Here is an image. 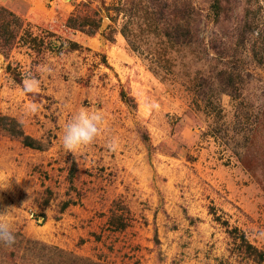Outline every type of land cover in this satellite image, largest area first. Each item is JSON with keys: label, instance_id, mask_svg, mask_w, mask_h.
I'll return each instance as SVG.
<instances>
[{"label": "rangeland", "instance_id": "rangeland-1", "mask_svg": "<svg viewBox=\"0 0 264 264\" xmlns=\"http://www.w3.org/2000/svg\"><path fill=\"white\" fill-rule=\"evenodd\" d=\"M118 1L92 3L110 21L107 37H91L65 26L86 0H0L30 23L10 58L0 57V113L45 146L0 135V212L8 209L14 232L100 264H264L242 240L264 253V69L235 45L238 58L224 63L241 95L201 100L193 81L212 68L187 69L178 54L174 73L156 75L121 34ZM193 1L208 42L238 44L245 31L249 39L232 31L245 29L247 9L256 33L264 29V0H221L219 24L208 16L212 0ZM71 40L83 48L66 51ZM27 72L40 81L34 95L16 82ZM81 109L103 117L102 134L73 155L63 128Z\"/></svg>", "mask_w": 264, "mask_h": 264}, {"label": "trees", "instance_id": "trees-1", "mask_svg": "<svg viewBox=\"0 0 264 264\" xmlns=\"http://www.w3.org/2000/svg\"><path fill=\"white\" fill-rule=\"evenodd\" d=\"M97 0H86L83 7L84 11H78L68 17L66 28L71 31L81 32L88 36H95L103 30L105 20L100 11L92 7V3ZM105 5V0H100ZM209 7V15L218 24L222 18V1L212 0ZM117 16L124 17V24L121 28V34L125 37L130 47L142 56H150V69L159 76L162 72L172 74L180 66L178 54L182 56L183 66L191 69L194 63L201 64L199 67L210 69L209 74H202L200 68L198 78H195L193 84L201 82L203 89L199 91L201 100L217 98L223 94L232 97L240 96V88H236L235 80L237 77L236 70L225 67L224 60L237 59L236 47L241 49L245 55L252 57L264 69V29H260L257 34L255 30L257 23L251 16L252 9H247L244 16L245 29L236 26L232 29L233 37L239 35V32L247 30L248 37L242 33L248 40L235 44H221L218 39L207 41L201 36L200 29L203 24V11L194 3L193 0H119L113 7ZM108 12L112 9L106 8ZM29 22L24 18L0 4V57L9 59L13 51L20 46ZM241 28V29H240ZM29 32V31H28ZM32 38L38 40L33 33H29ZM257 35V36H256ZM66 49L68 52H74L83 48L77 42L69 41ZM54 45V43H52ZM62 47L64 43L61 44ZM188 60V61H187ZM199 61V62H198ZM224 63V66L221 65ZM107 64V63H106ZM186 69V70H187ZM190 71V70H189ZM191 72V71H190ZM16 82L21 86L23 81L22 75H16ZM209 83L208 89L204 86L205 82ZM32 95V94H29ZM125 102H129L130 97L123 90L121 92ZM131 100L133 101L132 97ZM0 135H7L11 138L20 140L26 147L32 149L44 150V144L28 135L24 125L15 117L0 113ZM73 182L74 173L70 175ZM75 201H67L63 207L64 211ZM16 243L12 247H5L0 244V264H100L89 258L79 257L70 252L64 251L59 247L49 246L41 241L26 237L21 231L14 232ZM157 243L159 242L158 235ZM244 245L248 249L254 250L260 261L264 260V253L247 240L246 236L242 237Z\"/></svg>", "mask_w": 264, "mask_h": 264}, {"label": "clouds", "instance_id": "clouds-1", "mask_svg": "<svg viewBox=\"0 0 264 264\" xmlns=\"http://www.w3.org/2000/svg\"><path fill=\"white\" fill-rule=\"evenodd\" d=\"M41 71L50 73L52 70L44 66ZM21 87L25 94L34 95L40 90V81L35 76L30 75L23 79ZM27 110L34 114L39 110V106L33 103L27 106ZM102 122L103 117L98 112H89L87 109H81L63 128L62 146L64 150L75 155L83 148L93 145L102 134ZM108 147L115 150L117 147L115 138L108 142ZM7 214L8 209L0 212V244L10 248L16 243V236L12 226L4 219Z\"/></svg>", "mask_w": 264, "mask_h": 264}, {"label": "crops", "instance_id": "crops-1", "mask_svg": "<svg viewBox=\"0 0 264 264\" xmlns=\"http://www.w3.org/2000/svg\"><path fill=\"white\" fill-rule=\"evenodd\" d=\"M75 32V31H74ZM71 41H73V42H76V41H74V40H71ZM78 43V42H77ZM71 53V52H70ZM25 72V71H24ZM28 73V72H27ZM27 73H24V75H27ZM28 75L30 76V72L28 73Z\"/></svg>", "mask_w": 264, "mask_h": 264}, {"label": "water", "instance_id": "water-1", "mask_svg": "<svg viewBox=\"0 0 264 264\" xmlns=\"http://www.w3.org/2000/svg\"><path fill=\"white\" fill-rule=\"evenodd\" d=\"M106 21H108V20H105V22H106ZM103 28H104V25H103ZM105 29H106V28H105ZM105 29H103V30H105Z\"/></svg>", "mask_w": 264, "mask_h": 264}]
</instances>
